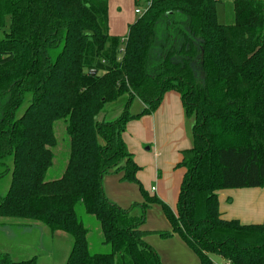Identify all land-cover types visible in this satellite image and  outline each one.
<instances>
[{"label": "trees", "instance_id": "trees-1", "mask_svg": "<svg viewBox=\"0 0 264 264\" xmlns=\"http://www.w3.org/2000/svg\"><path fill=\"white\" fill-rule=\"evenodd\" d=\"M214 0H151L124 36L108 32V0H0V180L10 173L0 218L42 224L71 240L64 264H161L144 241L145 210L159 204L200 264H264V225L220 217L217 191L264 187V0H232L233 22ZM96 73L92 75V71ZM168 91L192 118V145L175 209L149 196L122 134ZM125 98L115 118L107 104ZM134 98L144 105L130 111ZM65 123L62 174L46 180ZM122 172L143 202L124 209L103 177ZM95 218L107 252H91L76 208ZM134 207L140 214H133ZM0 264H37L0 252Z\"/></svg>", "mask_w": 264, "mask_h": 264}, {"label": "crops", "instance_id": "crops-1", "mask_svg": "<svg viewBox=\"0 0 264 264\" xmlns=\"http://www.w3.org/2000/svg\"><path fill=\"white\" fill-rule=\"evenodd\" d=\"M140 2L141 0H108L110 35L126 34L128 26L138 18L134 10ZM134 100L139 105L132 113H138L144 105L138 98ZM116 106L114 112L108 110L106 115H117L119 110ZM192 123V118L185 116L179 94L168 91L153 113L130 121L122 134L129 152L140 167L136 177L143 189L172 210L175 209L184 174V168L177 167V163L181 160V152L192 145ZM121 175L122 172L110 171L103 177L105 196L124 209L142 203L143 198L137 185L122 181ZM217 198L222 219H235L241 224L264 225V187L221 189L217 191ZM132 213L140 214V208L134 207ZM34 225L36 224L31 227ZM141 229L145 231L144 241L156 251L161 264H200L198 257L177 234L172 233L167 237L159 235L160 231L171 230L159 204H151L146 208ZM3 237L2 242H10L9 238ZM21 247L15 246L13 254H20ZM4 252L11 253L9 250ZM68 253L64 256V262Z\"/></svg>", "mask_w": 264, "mask_h": 264}, {"label": "rangeland", "instance_id": "rangeland-1", "mask_svg": "<svg viewBox=\"0 0 264 264\" xmlns=\"http://www.w3.org/2000/svg\"><path fill=\"white\" fill-rule=\"evenodd\" d=\"M136 6L137 7L135 9L144 11L145 0H141V2ZM215 9L218 22H233L231 1L216 2ZM142 14L136 15L139 17ZM125 100V98H122L114 103L107 104L103 111L100 112L98 119L107 120L118 116L123 108ZM115 105H117L116 107L119 110L117 112L119 113L115 116L106 115L108 110V112H114ZM137 105H139V102L134 100L131 104L130 111H135L138 108L136 107ZM54 130L57 138V145L54 149H52L54 154L53 164L46 172V180L56 179L62 174L68 156L69 141L65 131V123L62 120L57 121L54 125ZM9 182L10 173H7L0 180L1 196L6 194ZM76 212L78 218L83 222L88 230L87 240L89 250L97 253L107 252L109 250V246L103 243L99 225L95 218L86 214L80 204L77 205ZM4 222L9 221H6L4 218H0V252L9 250L11 252L9 254L12 255L15 260L28 259L35 255L37 257L38 264H64V256L67 252H69L70 245L72 243V240L68 235L62 232H55L56 234L51 233L47 227L42 224H36L31 227V225L15 226ZM3 236L5 238H9L10 242H2L1 239ZM17 245L22 246L21 253L13 254V250H15V246Z\"/></svg>", "mask_w": 264, "mask_h": 264}, {"label": "built area", "instance_id": "built-area-1", "mask_svg": "<svg viewBox=\"0 0 264 264\" xmlns=\"http://www.w3.org/2000/svg\"><path fill=\"white\" fill-rule=\"evenodd\" d=\"M215 2H223V1H232V0H214ZM151 4V0H145V9L144 11H141L140 9H135V13L136 14H142L143 12H145L148 7ZM212 264H229L228 260H221V261H212Z\"/></svg>", "mask_w": 264, "mask_h": 264}, {"label": "water", "instance_id": "water-1", "mask_svg": "<svg viewBox=\"0 0 264 264\" xmlns=\"http://www.w3.org/2000/svg\"><path fill=\"white\" fill-rule=\"evenodd\" d=\"M95 73H96V71H95V70H93V71H92V75H94ZM102 111H103V110H102Z\"/></svg>", "mask_w": 264, "mask_h": 264}]
</instances>
